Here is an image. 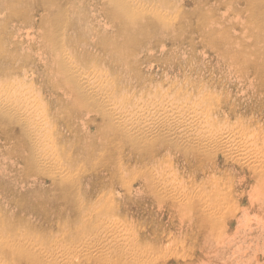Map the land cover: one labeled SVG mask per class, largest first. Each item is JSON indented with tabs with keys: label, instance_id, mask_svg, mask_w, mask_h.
Instances as JSON below:
<instances>
[{
	"label": "bare ground",
	"instance_id": "6f19581e",
	"mask_svg": "<svg viewBox=\"0 0 264 264\" xmlns=\"http://www.w3.org/2000/svg\"><path fill=\"white\" fill-rule=\"evenodd\" d=\"M186 1L0 0V139L3 146L16 143L23 154L12 160L11 167L3 159L1 176L8 178L23 160V171L47 176L48 188L42 179L38 188L46 198L49 190L50 198L56 199L49 210L45 202L24 205L18 194L10 196L8 190L2 196L5 190L0 189L4 211L0 214V264H147L138 247L144 242L141 232H122L113 212L110 216L106 210L93 209L92 196L106 186L103 180L118 172L123 176L135 168L144 173L149 169L148 180L165 193L172 176L165 178L160 171L156 176L154 167L160 166V154L169 152L172 143L190 152L191 158L205 149L222 147L242 159L255 151L259 138L264 139L254 129L244 137L234 128L235 132L227 131L229 116L237 109L217 98L213 75L207 82L206 75L192 77L197 85L188 82L191 91L185 90L192 97L180 99L179 95L180 100L173 102L166 89L140 82L131 73L140 50L154 51L164 47L167 38L174 43L179 34L188 33L192 26L187 18L175 16ZM188 3L195 5L197 13L192 30L204 45L212 46L217 62L252 66L264 90V50L260 49H264V0ZM234 27L238 30L231 31ZM131 89L140 96L131 94ZM212 114L223 117L226 126L215 127L220 120ZM97 116L103 126L99 135L95 134L99 127L95 131L83 127L96 122ZM252 162L249 171L264 177V161ZM21 188L15 185L13 191ZM59 195H63L62 203L56 202ZM60 228L62 235L56 231ZM254 248L264 252L263 243Z\"/></svg>",
	"mask_w": 264,
	"mask_h": 264
},
{
	"label": "rangeland",
	"instance_id": "374dc122",
	"mask_svg": "<svg viewBox=\"0 0 264 264\" xmlns=\"http://www.w3.org/2000/svg\"><path fill=\"white\" fill-rule=\"evenodd\" d=\"M184 3L176 13L173 10L172 15L175 13V16L180 19L181 17L187 18L185 20L193 27L195 15H197L194 11L195 5L188 3V0ZM192 27L187 28V34L183 36L179 34L174 43L167 38L162 48H155L154 51L150 52L140 50L141 52L138 53L139 62L133 65L131 73L134 72L135 75H138L136 77H140V82L145 81L146 84L160 85L166 89L168 99L175 102L183 99V95L191 96L188 94L189 92L185 94V90L191 91V83L197 85L198 81H195L196 83L191 82L192 77L206 75L204 82H207L209 76L213 75L215 82L212 83V90L216 91V94L219 93L217 98H221L222 103L226 101L227 104L235 106L237 109V113L229 116L231 120L228 123L230 127H227V131L234 128L240 131L239 135L242 133V136H248V133H252V129H254L257 133L261 132L259 134L263 136L264 90L258 79L255 78V74H252L254 72L253 67L243 68L242 63L236 67H230L223 61L217 62L212 46H208L206 43L204 45L202 37L193 31ZM230 30L237 31L238 29L234 27ZM260 49L264 50L263 48ZM260 61L262 60L260 59ZM191 67L194 69L191 70ZM187 77L190 81L186 79ZM185 81L186 83H184ZM134 91L137 90L131 89L130 93L139 97L141 93L135 94ZM170 92L172 93L169 94ZM179 95L180 99H178ZM196 97L199 98V96ZM212 116L220 120L216 122L217 125L214 124L215 127L225 125L223 117L216 114H212ZM223 119L224 121H222ZM237 119L241 121L236 124ZM241 122L243 123L241 124ZM99 123L100 120L97 116L96 122L91 121L83 127H91V131H95L96 127H99L98 131L95 132L99 135L100 127H103L99 126ZM230 132L235 131L231 130ZM246 132L247 135H245ZM257 141L259 146L255 148V151L247 154L248 158L242 159L237 154L227 152L222 147L213 151L205 149L200 153L197 152L196 158H191L190 152H185L184 148L182 149L180 146L174 147L176 144L172 143L169 152L163 151L160 154L162 162L160 161L158 165L161 167H154L156 176L159 171L165 178L172 176L173 183H169V191L165 190L164 193L155 183L152 185L151 181L148 180L151 176H149V169V172L145 171L144 173L143 170H136L140 168H135L133 170H136V174L132 173L133 170L124 171V177L121 176L122 173L118 172L112 178L106 177L103 180V184L107 183L106 186L104 185L105 187H101L93 194L92 203L93 206H96L93 209L106 210L105 212L110 216L113 212L112 218L118 221L120 219L118 224L122 227V232L125 231L130 234L132 231L133 234L134 231H137L135 234L141 232L144 242L138 247L143 249L141 255H144L147 264H237L236 262L239 264H264V252L262 250L254 252L255 245L264 244V180H262L264 177L254 176L249 171L253 168V165H250L253 164L252 159L257 158L264 161V139L260 140L259 138ZM2 144H4V139H0V189L5 190V194L2 192V196L8 195L10 191L12 192L10 196L18 194L20 197L18 201H24V205L27 203L31 205L37 200L38 202H45L49 210H53L50 207L52 206L50 202L55 199L54 197V199L50 198L52 193L49 190L45 191L46 195H50L49 198H46L43 190L38 188L39 184L42 183L41 179L44 181V188H48L49 179L46 175L23 171L22 158L19 159L22 161L15 172L9 173L6 179L1 176V166H3L4 160L11 167L12 160L14 161L16 156L23 155L16 143L6 146ZM18 172L20 173L18 174ZM27 173L30 174L27 175ZM128 176L131 178L129 181ZM15 185L18 188L22 186L23 189L14 192ZM35 189L41 191L35 193ZM34 194H37L36 197ZM57 194L58 191L54 195L57 196ZM59 196L60 199L56 197V202L62 203L63 195ZM205 198L207 202L211 199L209 204L206 203ZM119 200L122 201L121 205L117 203ZM202 201L204 202L202 203ZM3 212V209L0 208L1 215L4 214ZM49 212L51 213V211ZM214 220H216L217 225H212ZM258 224H263V226ZM128 225L131 226L130 231ZM119 226L117 227L118 230L120 229ZM91 228H93L92 225ZM125 228L126 230H124ZM60 230L62 232L61 228L56 230L57 234L62 235ZM32 233L34 234V232ZM250 245L251 248H249ZM107 258L103 257V260L105 261ZM10 262L6 261L5 264H14V262ZM101 264L104 263L101 262Z\"/></svg>",
	"mask_w": 264,
	"mask_h": 264
}]
</instances>
